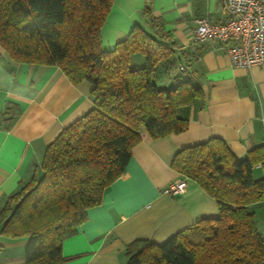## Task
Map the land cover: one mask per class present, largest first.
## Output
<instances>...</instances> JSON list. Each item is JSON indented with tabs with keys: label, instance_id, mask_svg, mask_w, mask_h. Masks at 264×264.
I'll list each match as a JSON object with an SVG mask.
<instances>
[{
	"label": "trees",
	"instance_id": "trees-1",
	"mask_svg": "<svg viewBox=\"0 0 264 264\" xmlns=\"http://www.w3.org/2000/svg\"><path fill=\"white\" fill-rule=\"evenodd\" d=\"M115 1L0 0V46L13 61L56 66L74 85H93L92 110L47 147L42 176L0 209L2 235L29 241L25 264H64L62 244L122 176L142 130L153 139L181 134L189 127L182 109L204 101L184 75L163 83L178 60L175 43H163L169 36L160 21L153 20L155 35L137 26L115 49H103L101 31ZM135 56L143 67L132 66ZM172 166L216 200L219 215L162 245L132 243L127 264H264V237L249 208L264 201V145L238 159L214 138L179 151Z\"/></svg>",
	"mask_w": 264,
	"mask_h": 264
},
{
	"label": "crops",
	"instance_id": "crops-1",
	"mask_svg": "<svg viewBox=\"0 0 264 264\" xmlns=\"http://www.w3.org/2000/svg\"><path fill=\"white\" fill-rule=\"evenodd\" d=\"M223 3L114 2L101 31L103 49H115L137 26L155 35L153 20L160 21L169 36L163 43H175L177 63L186 64L184 77L203 90L204 101L182 109L189 127L181 134L153 139L142 130V141L134 147L122 176L105 189L101 204L88 210L77 235L62 244L64 264H127L132 243L147 240L162 245L201 219L217 217L216 200L173 168L179 151L215 138L244 159L264 145V65L235 67L221 44L194 43L198 19L228 21ZM134 62L145 61L138 57ZM172 72L164 78L166 85L176 76ZM92 92L90 82L74 85L59 67L17 63L0 46V209L34 176H42L47 147L92 110ZM254 176L263 177L260 166ZM181 179H187L183 194L165 193ZM249 208L264 237V201ZM28 243L27 238H7L0 227V264H25Z\"/></svg>",
	"mask_w": 264,
	"mask_h": 264
},
{
	"label": "built area",
	"instance_id": "built-area-1",
	"mask_svg": "<svg viewBox=\"0 0 264 264\" xmlns=\"http://www.w3.org/2000/svg\"><path fill=\"white\" fill-rule=\"evenodd\" d=\"M226 23L209 18L196 21L194 43L217 42L223 46L235 67L251 69L264 65V0H224ZM187 179L171 184L165 191L171 196L185 192Z\"/></svg>",
	"mask_w": 264,
	"mask_h": 264
},
{
	"label": "rangeland",
	"instance_id": "rangeland-1",
	"mask_svg": "<svg viewBox=\"0 0 264 264\" xmlns=\"http://www.w3.org/2000/svg\"><path fill=\"white\" fill-rule=\"evenodd\" d=\"M138 57H140V56H135V57L132 59V66H133L134 68H136V67H143V66H144V64L140 65V64L134 62V60L137 59ZM181 65L186 66V64H185L184 62H183V63H182V62H181V63H178V65H176V69L174 68L172 74L175 73V74H178V75H185V74H186V71H185V69L183 68V66L180 67ZM186 67H187V66H186ZM179 69H181L180 72H178Z\"/></svg>",
	"mask_w": 264,
	"mask_h": 264
}]
</instances>
